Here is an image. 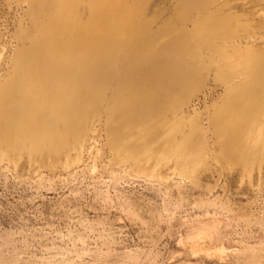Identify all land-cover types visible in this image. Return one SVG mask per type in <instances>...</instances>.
I'll list each match as a JSON object with an SVG mask.
<instances>
[{
	"label": "rangeland",
	"instance_id": "1",
	"mask_svg": "<svg viewBox=\"0 0 264 264\" xmlns=\"http://www.w3.org/2000/svg\"><path fill=\"white\" fill-rule=\"evenodd\" d=\"M48 30L118 39L75 50L78 90L100 89L72 126L20 106L29 76L57 70ZM248 53L264 59V0H0V264H264V150L214 119ZM131 71L149 112L115 104Z\"/></svg>",
	"mask_w": 264,
	"mask_h": 264
},
{
	"label": "bare ground",
	"instance_id": "2",
	"mask_svg": "<svg viewBox=\"0 0 264 264\" xmlns=\"http://www.w3.org/2000/svg\"><path fill=\"white\" fill-rule=\"evenodd\" d=\"M130 19L131 17L128 14L125 21L129 22ZM107 32L106 30L103 31V41L93 50L88 47V43L84 40L85 36L73 35L64 40L54 32L52 39L49 30L44 32L40 41L41 49H47L45 51L47 56H52L50 64L57 70L47 71L50 76H53L48 87L40 84L35 85L33 77L29 76L28 80L24 82V92L20 93V106L30 111L48 108L51 114L60 117L66 123V126L74 125L83 109L88 108L90 110L93 106L95 107L100 89L99 83L91 84L85 96L81 90H78L77 84L83 76L77 72L76 62L82 64L85 62L86 57H84V60L75 59V50L81 47L87 50L86 56L89 55V57L100 54L112 56L113 50L118 44V39L114 34ZM142 50L144 52V45H142ZM229 64L231 67L228 75L235 76L238 73L243 78L244 84L240 88L229 91V102L214 112V119L220 122L224 121V124H226L225 120L231 118L234 124L229 128H232L233 131H239L244 127L247 129L252 128L251 135L248 131L250 136L247 140V150L252 152L258 149L264 150V59L258 53H248L237 56V59H233ZM150 65L151 62L148 60H143L141 64L149 72ZM128 77H132L128 81H133L117 93L116 106L131 115L149 112L153 106V102L149 100L150 96L140 94L134 85V81L140 79V74L137 71H131ZM183 125L174 127L173 133L181 130ZM192 127L191 125V130ZM225 130H228V126ZM187 146L185 142L174 146L173 162L176 164L181 163L183 159L187 158ZM192 159L189 158L190 161Z\"/></svg>",
	"mask_w": 264,
	"mask_h": 264
}]
</instances>
